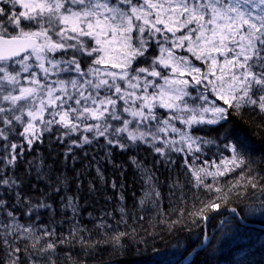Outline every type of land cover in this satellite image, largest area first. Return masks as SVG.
<instances>
[{
	"label": "snow or ice",
	"instance_id": "snow-or-ice-1",
	"mask_svg": "<svg viewBox=\"0 0 264 264\" xmlns=\"http://www.w3.org/2000/svg\"><path fill=\"white\" fill-rule=\"evenodd\" d=\"M256 219L264 0H0V264H256Z\"/></svg>",
	"mask_w": 264,
	"mask_h": 264
},
{
	"label": "trees",
	"instance_id": "trees-1",
	"mask_svg": "<svg viewBox=\"0 0 264 264\" xmlns=\"http://www.w3.org/2000/svg\"><path fill=\"white\" fill-rule=\"evenodd\" d=\"M251 224H258V225L264 226V223H261V222H253ZM260 233L262 235H264L263 231H260ZM254 239H257V244L252 250L253 255L250 257V260L256 262V264H264V251L258 250L260 248V242L264 241V236H262V238L256 237ZM158 244H159L158 249H156L155 251L145 249L143 256L142 257H136V259H140L142 261V264H154V262H155L154 257L155 256H157L160 253L169 252L173 248H175L174 247L175 241L172 239H167L165 241H158Z\"/></svg>",
	"mask_w": 264,
	"mask_h": 264
},
{
	"label": "rangeland",
	"instance_id": "rangeland-1",
	"mask_svg": "<svg viewBox=\"0 0 264 264\" xmlns=\"http://www.w3.org/2000/svg\"><path fill=\"white\" fill-rule=\"evenodd\" d=\"M257 221H255V222H261L259 219H256ZM261 223H264V222H261ZM249 227L250 228H252V229H255L253 232H252V236L254 237L255 236V238L257 237V234L258 233H260V231H258V230H263L264 231V226H262V225H258V224H250L249 225ZM255 227H257V228H255ZM262 234L259 236L260 238H262ZM173 252H177L178 253V250L176 249V248H173L171 251H169V252H167L168 253V257L169 258H175V257H173L172 256V253ZM162 254H164V253H160V254H158L157 256H155L154 257V260L155 261H158V260H161L162 258H163V255Z\"/></svg>",
	"mask_w": 264,
	"mask_h": 264
},
{
	"label": "bare ground",
	"instance_id": "bare-ground-1",
	"mask_svg": "<svg viewBox=\"0 0 264 264\" xmlns=\"http://www.w3.org/2000/svg\"><path fill=\"white\" fill-rule=\"evenodd\" d=\"M257 221V220H256ZM263 226V225H262ZM264 229V228H263ZM258 231H263V230H258ZM264 232V231H263ZM261 234V233H260ZM264 236V235H263ZM254 238H255V236H254Z\"/></svg>",
	"mask_w": 264,
	"mask_h": 264
},
{
	"label": "water",
	"instance_id": "water-1",
	"mask_svg": "<svg viewBox=\"0 0 264 264\" xmlns=\"http://www.w3.org/2000/svg\"><path fill=\"white\" fill-rule=\"evenodd\" d=\"M255 228H257V227H255Z\"/></svg>",
	"mask_w": 264,
	"mask_h": 264
}]
</instances>
